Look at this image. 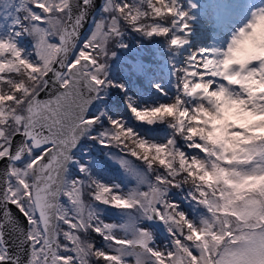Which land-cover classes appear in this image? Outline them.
<instances>
[{"label":"snow or ice","instance_id":"6c2138e0","mask_svg":"<svg viewBox=\"0 0 264 264\" xmlns=\"http://www.w3.org/2000/svg\"><path fill=\"white\" fill-rule=\"evenodd\" d=\"M0 13V264H264V6L226 49L191 53L184 0ZM130 33L166 57L171 92L153 81L141 98L111 77Z\"/></svg>","mask_w":264,"mask_h":264},{"label":"trees","instance_id":"16d2710c","mask_svg":"<svg viewBox=\"0 0 264 264\" xmlns=\"http://www.w3.org/2000/svg\"><path fill=\"white\" fill-rule=\"evenodd\" d=\"M9 20H11L10 17L6 19L5 14L0 13V33L9 30L7 26ZM126 40L129 42V47L127 49L116 50V57L110 63V75L112 78L125 83L127 89L135 86L139 90V97L150 98L154 94V89L152 87L153 81H149L147 84L143 82L144 75H138L133 72L131 66L137 59H142L148 66V72H151L155 71L154 68H157L159 60L153 55L147 41H142L140 37L131 33L126 37ZM21 43L24 48L30 50V43L28 41L21 38ZM108 103L113 110H116V108L123 103V96L118 89H114L110 92ZM160 134H163V132ZM83 143L82 141L81 146ZM101 153L102 150L99 145H93V154L97 156V158H102ZM106 167L111 175L115 176L117 174L115 168ZM105 175L109 176L108 174ZM177 191L178 190L175 189L173 190L174 193Z\"/></svg>","mask_w":264,"mask_h":264},{"label":"bare ground","instance_id":"6f19581e","mask_svg":"<svg viewBox=\"0 0 264 264\" xmlns=\"http://www.w3.org/2000/svg\"><path fill=\"white\" fill-rule=\"evenodd\" d=\"M225 1L229 0H194L196 8L193 9V19L191 20L192 25L190 27L192 28L190 31L192 36L189 37L192 38L190 41L192 42L191 47H194L195 49L219 48L221 45L219 40H223L226 35L229 36L230 33L236 30V27L239 26L238 22L236 23L234 22L235 20L232 21V19L226 20V17L232 18L233 16H236L242 19L241 22H245L244 14L237 13L233 6L240 7V9L245 12L250 11V7L256 8L257 4L255 2L256 0H242L241 3L233 0V6L228 9L221 6V3ZM207 7H210L211 9L208 16L204 13V11L208 9ZM257 7H260V5ZM208 19H211L215 23L218 29L217 32L212 33L205 27L206 25H204V23ZM222 29L224 31H222Z\"/></svg>","mask_w":264,"mask_h":264},{"label":"rangeland","instance_id":"374dc122","mask_svg":"<svg viewBox=\"0 0 264 264\" xmlns=\"http://www.w3.org/2000/svg\"><path fill=\"white\" fill-rule=\"evenodd\" d=\"M235 1H237L238 3H241L242 2V0H235ZM251 1H253V0H251ZM184 2H185V8H186V10H189V14L193 17V11H192V9H190V5L194 3V0H184ZM232 2H233V0L225 1V2L221 3V6H224L225 8L230 9L231 6H233V3ZM250 6H251V4H250ZM233 7H235V11L237 13L244 14L245 22H241L242 19L239 18V17H236V16H233L232 18L226 17V20L232 19V21L235 20L234 22H236V23L238 22L239 23L238 24L239 26L236 27V30H234L232 33H230L229 36L226 35V37H224L223 40H219V42L221 44L220 47H219V49H226L227 48V46L230 43V40H231L233 34L236 33L237 29H239L240 27H243V25L250 19V14H251V11L253 10L250 7L249 8L250 11L243 12L240 9V7H237V6H233ZM202 8H204V7H202ZM207 8L208 9L206 11H204V13L208 16L211 9H210V7H207ZM10 22H11V20H9V22L7 23V26L8 27L10 26ZM189 23H190V27H191V25H192L191 21H189ZM204 25H206L205 27L209 31H211L212 33L217 32V30H218L217 27H216V25H215V23L211 19H208L207 21H205ZM191 30H192V28H190V31ZM222 31H224V30L222 29ZM6 33H7V31H4L3 32V34H6ZM191 36H192V34L190 33L189 37H191ZM189 37H188V39H189V45H188V48H187V50H188L187 52L188 53H191V52L198 51L199 49H201V48L195 49L194 47H191L192 42H190V41H191L192 38H189ZM150 48L151 49H154L155 48V45L154 44H150ZM162 57L165 58L164 65H162V70L160 72H157V74H154L152 77H150L149 73L145 74L144 75L143 82H145L147 84L146 81H150L151 78H153L154 79V82L159 83L163 88H165L166 90H168L169 92H171L173 81L171 80L170 74L167 73V67L168 66H167L166 57L164 55ZM128 93H129V95L135 96V95L139 94V90L135 86H132V87H129ZM117 109L120 112H123L124 111L123 103H121V105L118 106ZM95 110L96 109L94 108L93 111H95ZM104 174H108L107 167L106 166H105V173ZM118 175H119V173L117 172V174L115 176H118ZM111 177H113V176L111 175ZM162 238H163V236H161V239Z\"/></svg>","mask_w":264,"mask_h":264},{"label":"water","instance_id":"95a60500","mask_svg":"<svg viewBox=\"0 0 264 264\" xmlns=\"http://www.w3.org/2000/svg\"><path fill=\"white\" fill-rule=\"evenodd\" d=\"M92 110V109H91Z\"/></svg>","mask_w":264,"mask_h":264}]
</instances>
